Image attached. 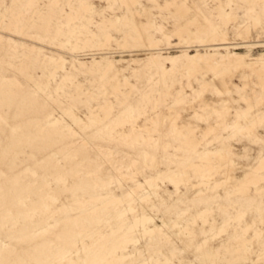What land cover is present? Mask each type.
Masks as SVG:
<instances>
[{"label": "rangeland", "instance_id": "obj_1", "mask_svg": "<svg viewBox=\"0 0 264 264\" xmlns=\"http://www.w3.org/2000/svg\"><path fill=\"white\" fill-rule=\"evenodd\" d=\"M231 53L264 54V0H0V264H264V83L215 78Z\"/></svg>", "mask_w": 264, "mask_h": 264}, {"label": "bare ground", "instance_id": "obj_2", "mask_svg": "<svg viewBox=\"0 0 264 264\" xmlns=\"http://www.w3.org/2000/svg\"><path fill=\"white\" fill-rule=\"evenodd\" d=\"M229 1V0H228ZM218 2H219V0H218ZM220 4V3H219ZM219 6V5H218ZM228 6H229V4H228ZM227 6V7H228ZM141 8V7H140ZM219 8V7H218ZM91 10H92V8H91ZM142 10V9H141ZM220 10H222V13H223V9L221 8V9H219V11ZM91 12H93V11H91ZM143 13V12H142ZM223 15H226L225 13L223 14ZM117 18V17H116ZM229 19V18H228ZM228 19H226V20H228ZM116 20V19H115ZM125 20V19H124ZM119 21V20H118ZM133 22V21H132ZM197 22V21H196ZM217 29V28H216ZM180 30H181V28H180ZM183 30V29H182ZM185 30V29H184ZM177 31V30H176ZM175 31V32H176ZM244 31V34L246 35V36H248L249 35V30L248 29H245V30H243ZM175 32H173V33H175ZM183 32V31H182ZM181 32V33H182ZM184 32H187V31H184ZM179 33H180V31H178L176 34H178L179 35ZM241 33V32H240ZM212 35L211 36H216V38L218 37L219 39H218V41L220 40L221 41V43L222 44H225L224 42H225V38H224V36L226 37V35H225V33L224 32H219V33H217V32H214V33H211ZM175 35V34H174ZM173 35V36H174ZM176 36V37H178L179 38V36ZM181 35V34H180ZM241 35H243V34H241ZM209 39V38H208ZM215 39V38H214ZM217 39H215V41H216ZM227 43V42H226ZM246 46V45H245ZM201 58V57H200ZM200 58H198L197 56H196V54L195 55H191V56H189V58H188V66H189V70L190 71H195L196 72V70H198V67H200L199 65H200V63L202 62V60L200 59ZM209 58V57H208ZM173 60V59H172ZM165 61V60H164ZM207 62H209L210 63V69H211V72H213L214 74H215V78H219V76H216V75H218V74H216V73H218V72H216V71H218V70H220L224 65H228V66H232L231 68H234V67H245V68H249V67H251V69L253 68V71H255L256 73H257V75H258V77H259V79H260V81L262 82V83H264V54H262V55H260V56H258V57H254V58H248V56H246V55H243V54H239V53H231V54H226V55H224V56H222V59L221 60H219L218 62L216 61H212L210 58H209V60L207 61ZM186 63V64H187ZM206 65V64H205ZM203 68H204V63H203ZM201 66V67H202ZM228 66H227V68H228ZM200 67V68H201ZM225 68V67H224ZM223 68V69H224ZM110 69V68H109ZM187 69H188V67H187ZM223 69H221V70H223ZM225 70V69H224ZM207 72V71H206ZM216 72V73H215ZM221 72V71H220ZM107 73V72H106ZM105 73V74H106ZM222 73V72H221ZM221 75V74H220ZM224 75V74H223ZM116 76V75H115ZM115 76H113V77H115ZM219 79H221V78H219ZM217 80L218 81V84H219V86H221L222 88H223V83L221 82V80ZM125 80V79H124ZM264 87V86H263ZM128 110V109H127ZM130 110H131V108H130ZM129 111V110H128ZM243 111V110H242ZM125 112V111H124ZM124 112H123V114H124ZM130 112V111H129ZM132 112H136V111H132ZM240 112V110H237V115H238V118H237V120L234 122V123H232V124H230V125H228V126H226L227 128H231L232 129V131H233V133L234 132H238V131H242L243 129L244 130H250L251 128H253V126H254V120H253V117H251V115L249 114V110L247 109V110H245L244 111V113H242V114H240L239 113ZM131 113V112H130ZM125 114H128V112H125ZM262 114V113H261ZM260 114V115H261ZM129 115V114H128ZM248 119L249 118V120H246V119ZM75 120H77V119H75ZM253 120V121H252ZM155 125V124H154ZM252 130V129H251ZM215 140V139H214ZM215 154L216 153H219L220 152V149L219 148H216L215 149ZM219 156V155H218ZM219 158V157H218ZM223 159V158H222ZM226 163V162H225ZM262 168H264V154L260 157V159H259V161H258V165H257V167H255V171L256 170H259V169H262ZM175 172H176V170L175 171H172V175H174L175 174ZM254 172V171H253ZM256 173V172H255ZM262 180H264V178L262 177V176H258V177H254V176H247L246 178H245V180H244V182H243V184H244V186L246 187H248L249 186V184H252V186H258V187H264V186H261L260 185V183L262 182ZM147 182V184H148V186H149V188H150V190H156V188H157V185H156V178H152V180H148V181H146ZM244 190H246V188L244 189ZM203 220H205L206 221V215H207V210H201L199 213H197ZM243 218L241 215H239V216H237V218ZM236 218V219H237ZM147 221H149L148 219H146ZM141 222V221H140ZM177 222H179V221H177ZM176 222V223H177ZM144 225V224H143ZM224 227V226H223ZM220 229H222V226L220 227V228H218L217 229V232L215 233V234H217L218 232H220ZM257 237V236H256ZM209 240H210V238L208 237V238H205L202 242H201V244L200 245H198V250H200V251H202L203 249H204V247H205V245L207 244V242H209ZM124 247V246H123ZM248 247V246H247ZM121 251V250H120ZM114 253V252H113ZM203 253V255L205 256H210V253H209V251H204V252H202ZM112 254V253H111ZM117 255V254H116ZM113 257V256H112ZM114 259H117V258H115L114 257Z\"/></svg>", "mask_w": 264, "mask_h": 264}]
</instances>
